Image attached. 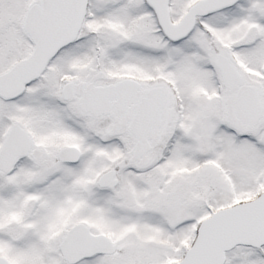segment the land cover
I'll list each match as a JSON object with an SVG mask.
<instances>
[{"label":"snow or ice","instance_id":"1","mask_svg":"<svg viewBox=\"0 0 264 264\" xmlns=\"http://www.w3.org/2000/svg\"><path fill=\"white\" fill-rule=\"evenodd\" d=\"M0 264H264V0H0Z\"/></svg>","mask_w":264,"mask_h":264}]
</instances>
